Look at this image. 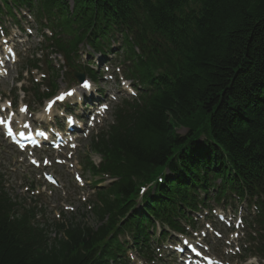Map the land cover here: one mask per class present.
I'll list each match as a JSON object with an SVG mask.
<instances>
[{"label": "trees", "instance_id": "1", "mask_svg": "<svg viewBox=\"0 0 264 264\" xmlns=\"http://www.w3.org/2000/svg\"><path fill=\"white\" fill-rule=\"evenodd\" d=\"M44 1L75 19L76 42L137 24L147 60L133 72L149 94L131 113L119 110L117 126L92 146L120 177L100 195L97 226L65 225L53 238L0 188V264H126L124 234L151 250L155 223L171 225L170 215L195 209L201 193L264 184V0H74L73 13L67 0ZM151 182L139 209V187Z\"/></svg>", "mask_w": 264, "mask_h": 264}, {"label": "rangeland", "instance_id": "2", "mask_svg": "<svg viewBox=\"0 0 264 264\" xmlns=\"http://www.w3.org/2000/svg\"><path fill=\"white\" fill-rule=\"evenodd\" d=\"M9 27V25H8ZM34 42L35 39L31 40V51L35 50L34 47ZM19 75V67L16 66L13 68V71L11 73V77L10 79L5 82V84H2L0 87V92H5L7 93V95L14 89V84H13V80L16 81L17 76ZM65 85V81H62L60 84V87L63 88ZM25 86L28 87L27 82L25 83ZM108 90L111 89H119V85L118 86H114V85H108ZM115 106V103L113 104V107ZM112 107V109H113ZM111 121L110 115H109V120ZM178 133L181 135H185L187 133V131L184 128L178 129ZM1 146L4 148V152L8 153L7 149L8 146L6 143H4L1 139H0V148ZM88 142H84L82 149L79 150L77 152V156H76V162L80 164V162H83V158L88 155L90 156L91 160L93 162H95L96 164H98L100 162V158L97 157L96 155L93 154H88ZM3 163V168L5 169V175H6V181L9 182V184L12 186L10 189V193L13 196H17L20 194V191L18 190V185L17 184V179L19 178V175H15L13 174V172L11 171V156H9V154L7 155H0V163ZM19 169L22 172H26V170L22 167H19ZM59 171L62 169H58ZM78 170L82 173V175L84 176V179L87 182V187L82 190L85 193V196L87 197V193L90 194V201L94 200V192H93V185H92V179L88 174H84L83 173V168L81 165H79ZM65 176H68L65 174ZM112 181H107L104 185L102 186H107L109 183H111ZM66 189L70 192L71 194V199H70V203L76 208V214H78L80 212V214L77 215V218H75V220H72L71 222H69L68 224H82V225H86V226H96L97 225V221L94 218V216L92 214H89L87 216H83L81 213L83 212V208H85V206L83 205V203H78L79 202V196H82L83 194L81 193L82 191L78 190L77 187L74 185L72 179H70L67 183H66ZM59 192H55L53 198H47V203L50 205L49 207H45L46 208V212H45V221H48V224L53 225V219L55 218L56 214L59 213V208H60V202L63 200L59 199ZM22 197V196H21ZM23 198V197H22ZM92 205V204H91ZM87 209V207H86ZM67 220L69 221V218H67ZM56 230L53 229L52 233L55 234Z\"/></svg>", "mask_w": 264, "mask_h": 264}, {"label": "snow or ice", "instance_id": "3", "mask_svg": "<svg viewBox=\"0 0 264 264\" xmlns=\"http://www.w3.org/2000/svg\"><path fill=\"white\" fill-rule=\"evenodd\" d=\"M123 82V78H121ZM124 86L127 87V83L123 82ZM93 87V85L88 81L84 80L81 85V91L78 93L76 88H69L64 91H62L60 94L55 96V99H51L49 103L47 104L46 111H50L53 106H56L57 112L55 113L56 116L61 120L62 123L73 125L76 123L74 120L73 115L69 113H74L77 110L80 112L85 111L83 105L84 100L83 97L86 95H89V93L86 90H89ZM134 94V93H133ZM71 98V99H68ZM115 99V97H113ZM65 102V103H58V102ZM109 105L107 103L103 104V110H107ZM93 119H95L93 117ZM0 124H7V121L4 118H0ZM13 134L12 128L9 125L8 126V135L11 136ZM43 135V133H41ZM72 147H76L75 144L72 145ZM38 162L33 160V164H37ZM44 163H50V161L45 160ZM49 179H52L49 177ZM77 179L79 180L80 177L78 176ZM219 234V233H217ZM185 244L188 243V241H184ZM195 251V249H193ZM199 255V253H197ZM207 259V257H205Z\"/></svg>", "mask_w": 264, "mask_h": 264}, {"label": "bare ground", "instance_id": "4", "mask_svg": "<svg viewBox=\"0 0 264 264\" xmlns=\"http://www.w3.org/2000/svg\"><path fill=\"white\" fill-rule=\"evenodd\" d=\"M105 59H106V58H105ZM105 59H104V60H105ZM212 192H213V193L211 194L212 196H213V194H216L214 191H212Z\"/></svg>", "mask_w": 264, "mask_h": 264}]
</instances>
